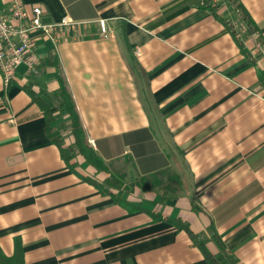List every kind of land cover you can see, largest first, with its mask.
Listing matches in <instances>:
<instances>
[{"label": "crops", "instance_id": "1", "mask_svg": "<svg viewBox=\"0 0 264 264\" xmlns=\"http://www.w3.org/2000/svg\"><path fill=\"white\" fill-rule=\"evenodd\" d=\"M22 1L44 23L78 24L55 43L36 34L37 73L20 64L8 85L0 73L1 251L19 244L24 264H209L198 242L213 226L236 264H264V0ZM60 81L106 169L81 155L70 169L49 137L36 98Z\"/></svg>", "mask_w": 264, "mask_h": 264}, {"label": "trees", "instance_id": "2", "mask_svg": "<svg viewBox=\"0 0 264 264\" xmlns=\"http://www.w3.org/2000/svg\"><path fill=\"white\" fill-rule=\"evenodd\" d=\"M235 7L240 13V18L246 21L247 23H251L248 13L239 2H235ZM36 102L42 109V112L46 119L49 137L51 138L52 142L56 144L59 148L62 158L68 164L70 169H73V164L70 163V161L75 158L76 155H81L87 163L93 165L97 170L106 169V165L100 158V156H98L96 152L87 145L85 131L80 123L78 114L74 107L73 100L61 81L60 87L56 92L51 94V96H48L46 100L36 98ZM56 110L64 111L67 115V123L63 124V128L61 131L52 130L51 126H49ZM63 132H69L74 138V141L71 142L69 145L65 144L64 138L62 136ZM113 177L106 179L105 183L111 181ZM82 178L88 181H92L95 185L100 186L94 179H91L89 177ZM116 179L117 182L122 183L119 181L120 178L117 177ZM144 184L145 183H143V179L136 180V185L144 187ZM110 189L127 190L129 188H99L101 193L109 194L116 198V196L113 194V192L110 191ZM176 224L178 226L180 225V223L177 222ZM208 240L212 241L216 245L217 251L215 253H212L207 249L206 242ZM198 245L201 248L204 257L209 264H236L235 257L233 256V254L227 251L226 246L224 245L221 237L218 235L216 229L213 226H210L208 228V238L200 240L198 242ZM0 264H24L20 245L16 243V247L13 254L9 256L5 255L0 249Z\"/></svg>", "mask_w": 264, "mask_h": 264}, {"label": "built area", "instance_id": "3", "mask_svg": "<svg viewBox=\"0 0 264 264\" xmlns=\"http://www.w3.org/2000/svg\"><path fill=\"white\" fill-rule=\"evenodd\" d=\"M44 13L40 5L33 4L28 9L22 0H9L8 8L0 9V73L5 85L11 82L20 64L25 65L28 73H37L36 34L55 43L62 30L73 29L78 24L70 18L44 23ZM98 26L103 37L109 35L105 19H99Z\"/></svg>", "mask_w": 264, "mask_h": 264}, {"label": "rangeland", "instance_id": "4", "mask_svg": "<svg viewBox=\"0 0 264 264\" xmlns=\"http://www.w3.org/2000/svg\"><path fill=\"white\" fill-rule=\"evenodd\" d=\"M96 182H97V181H96ZM97 183H98V184H101L102 182H101V183H100V182H97Z\"/></svg>", "mask_w": 264, "mask_h": 264}]
</instances>
